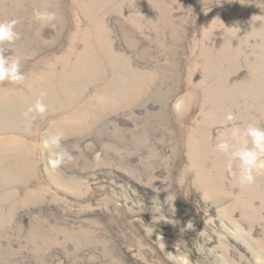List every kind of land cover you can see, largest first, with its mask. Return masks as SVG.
Segmentation results:
<instances>
[{
	"label": "rangeland",
	"instance_id": "1",
	"mask_svg": "<svg viewBox=\"0 0 264 264\" xmlns=\"http://www.w3.org/2000/svg\"><path fill=\"white\" fill-rule=\"evenodd\" d=\"M12 19L0 264H264V174L214 148L229 112L264 128V0H0Z\"/></svg>",
	"mask_w": 264,
	"mask_h": 264
},
{
	"label": "clouds",
	"instance_id": "2",
	"mask_svg": "<svg viewBox=\"0 0 264 264\" xmlns=\"http://www.w3.org/2000/svg\"><path fill=\"white\" fill-rule=\"evenodd\" d=\"M34 18L41 23H51L57 19V14L54 11L35 10ZM17 23L15 19L0 20V43L11 44L18 39V33L15 31ZM23 79L21 57L0 55V80L19 82ZM185 107V99L181 96L173 102L172 111L180 116ZM34 109L42 113L45 105L37 100L34 106L28 108L25 116ZM235 119L233 113L226 114L224 123L225 125L231 124V127L217 134V143L214 148L225 156L226 168L240 186L252 185L258 175L264 174V128L256 123H249L241 129L238 125L232 124ZM53 142L58 145V138ZM45 146L47 147V141ZM65 156L69 160L72 159L70 154L60 151L55 159L49 160V163L57 167L63 162Z\"/></svg>",
	"mask_w": 264,
	"mask_h": 264
}]
</instances>
